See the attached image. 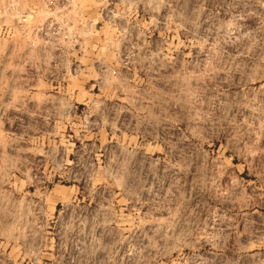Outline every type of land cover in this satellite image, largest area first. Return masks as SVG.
Returning a JSON list of instances; mask_svg holds the SVG:
<instances>
[{"label":"rangeland","instance_id":"rangeland-1","mask_svg":"<svg viewBox=\"0 0 264 264\" xmlns=\"http://www.w3.org/2000/svg\"><path fill=\"white\" fill-rule=\"evenodd\" d=\"M74 2L121 71L85 152L0 123V264H264V0Z\"/></svg>","mask_w":264,"mask_h":264},{"label":"crops","instance_id":"crops-1","mask_svg":"<svg viewBox=\"0 0 264 264\" xmlns=\"http://www.w3.org/2000/svg\"><path fill=\"white\" fill-rule=\"evenodd\" d=\"M15 1V7L10 8L9 0H0V123L25 125L26 131L15 138L26 139L30 145L38 140L37 145L43 148L37 150H43V155L73 157L77 151L85 152L93 145L90 142L97 140L96 136L86 134L84 129L93 119L89 109L93 98L97 97L95 91H99V85L112 89L106 82L121 71L117 59L109 51L111 46H108L106 54L93 52L97 39L102 40L99 35L101 28L97 27L99 20H89L92 23L90 27L75 22L79 47L67 54L64 60L59 59L55 66L46 54L29 47L25 35L28 23L33 27L43 21V0ZM21 17H26L28 23L18 25ZM89 45L93 47L92 51H87ZM71 66L78 69L74 76L69 73ZM112 71H116L114 76ZM73 122L84 127L79 135L82 139H78L81 143H70L66 139L67 144L63 146V128H68ZM37 125L43 126L41 137H35ZM51 137H54L53 142ZM30 149L36 152V148ZM63 174L65 180L53 179V182L75 193L68 202L60 205L83 201L78 195L83 187L80 180L70 179L69 173ZM53 182L49 185L51 190L55 186Z\"/></svg>","mask_w":264,"mask_h":264},{"label":"built area","instance_id":"built-area-1","mask_svg":"<svg viewBox=\"0 0 264 264\" xmlns=\"http://www.w3.org/2000/svg\"><path fill=\"white\" fill-rule=\"evenodd\" d=\"M15 5V0H9L10 8ZM77 8L79 5L74 0H43V21L40 24L31 27L26 17H21L18 21V25L28 23L25 35L28 37L29 47L46 54L55 66L59 59L64 60L67 54L79 47L75 22H80L84 27L92 25L85 20L86 17L72 14ZM77 71L71 66L69 73L74 76ZM115 74L116 71L111 72V75Z\"/></svg>","mask_w":264,"mask_h":264}]
</instances>
